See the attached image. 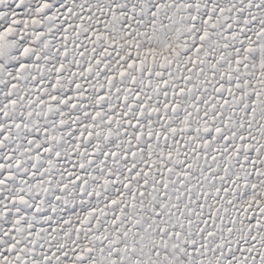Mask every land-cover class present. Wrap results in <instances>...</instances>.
Returning a JSON list of instances; mask_svg holds the SVG:
<instances>
[{
	"label": "snow or ice",
	"instance_id": "6c2138e0",
	"mask_svg": "<svg viewBox=\"0 0 264 264\" xmlns=\"http://www.w3.org/2000/svg\"><path fill=\"white\" fill-rule=\"evenodd\" d=\"M0 264H264V0H0Z\"/></svg>",
	"mask_w": 264,
	"mask_h": 264
}]
</instances>
